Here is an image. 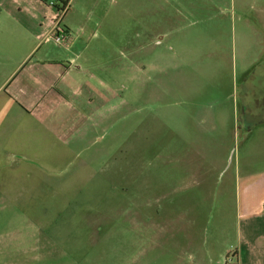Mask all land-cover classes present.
I'll return each mask as SVG.
<instances>
[{"label":"rangeland","instance_id":"obj_1","mask_svg":"<svg viewBox=\"0 0 264 264\" xmlns=\"http://www.w3.org/2000/svg\"><path fill=\"white\" fill-rule=\"evenodd\" d=\"M64 18L67 46L0 38L21 103L0 137V264H238L262 190L243 180L264 179V71L247 66L264 0H71ZM186 100L212 117L207 153H180Z\"/></svg>","mask_w":264,"mask_h":264},{"label":"crops","instance_id":"obj_2","mask_svg":"<svg viewBox=\"0 0 264 264\" xmlns=\"http://www.w3.org/2000/svg\"><path fill=\"white\" fill-rule=\"evenodd\" d=\"M43 1V0H42ZM41 0H0V38H3L5 36H23V37H31L37 39L38 36H42L45 34V36H49L53 33L55 18H56V9L57 7H52L46 2H42ZM64 2V1H63ZM68 6L70 7L71 0ZM57 5H60L57 1ZM56 5V6H57ZM55 8V9H54ZM58 11V10H57ZM65 19V18H64ZM64 19L61 23V25H64ZM71 35L70 30L67 27H64ZM72 36V35H71ZM249 40V38H248ZM250 45L257 46L258 51V59L255 60L252 63H249L248 69L251 68L252 71H256L253 69L255 66L257 67L258 63L262 67L261 70L264 71V36H254L251 40H249ZM51 44V40L47 41L46 44ZM40 44L37 45L36 48H38ZM57 46H55L56 48ZM35 48V49H36ZM57 51V50H56ZM52 67V68H51ZM43 69H52L53 66H49L48 68L43 67ZM60 70H55L54 74H59ZM14 73H11L8 77H5L2 82H0V93H4L5 98H2L0 100V137H2L5 141V137L13 138L18 133V125L21 121H19L17 114V127H15V113L14 109L16 106H18L20 103L19 100L16 99L14 95H11L10 93V81L12 77L14 76ZM52 86V84H51ZM35 97V96H34ZM26 99V98H25ZM39 100H43L42 98H39ZM39 100H34L32 97L30 100H25L26 102L33 103L36 105V102H40ZM263 100H264V87H263ZM185 109L184 111L182 109H179L176 106V109H174V122H175V130L178 132L179 129H181V137H187L188 142L186 143V147L180 148V153H188V154H204L208 152L207 145L208 143H211L212 135L210 133L212 128V117L202 110L201 112L197 110L195 103H192L191 100H186L184 102ZM6 111V112H5ZM7 114V115H5ZM222 114V113H221ZM251 114V113H250ZM245 115H247L245 113ZM246 118V116H245ZM61 119V118H60ZM246 123L248 125H251L250 122L251 118L249 115H247ZM264 121V119H263ZM253 122V121H252ZM256 124V121L255 123ZM252 124V125H254ZM201 139L200 143H196V137ZM11 142V141H9ZM217 142H220L217 141ZM185 143V141H183ZM14 146H11L12 148ZM212 152V149H209ZM185 159V158H184ZM183 159V160H184ZM186 163V161L184 162ZM191 163V161H190ZM205 165H209L208 161L205 162ZM253 177L245 176V179L243 180V183L247 186L249 185H259L260 188H262L261 191H254L252 193L251 188L246 189L247 192L245 194V205L243 204L245 211L250 212L252 216L255 217L257 220L256 223L259 224H253L250 226V224L247 225L244 232L245 235L240 236V248L238 251V264H244V261L248 262L249 264H264V260H262V257H264V253L257 254L258 256H255L253 261H250V256H254L255 252H251V242L256 243L259 240V234H263L264 232V225L261 224L260 220L263 217L264 214V179H261L259 181H254ZM6 181L5 183H14L13 181H10L8 179H4ZM2 200V197L0 198ZM19 248V246H18ZM20 254V252H19ZM3 258L1 261V264L3 263ZM29 262V259H26ZM26 261H22L17 258L12 259V264H29Z\"/></svg>","mask_w":264,"mask_h":264},{"label":"built area","instance_id":"obj_3","mask_svg":"<svg viewBox=\"0 0 264 264\" xmlns=\"http://www.w3.org/2000/svg\"><path fill=\"white\" fill-rule=\"evenodd\" d=\"M44 2L48 3L52 7H56L57 0H43ZM69 6L67 5L64 10L59 11L55 18L53 33L49 35L50 37L47 38L48 41H50L52 36H54L55 41L57 44L67 46L71 42L72 36L70 33L62 27L61 23L65 17L66 12L68 11Z\"/></svg>","mask_w":264,"mask_h":264},{"label":"trees","instance_id":"obj_4","mask_svg":"<svg viewBox=\"0 0 264 264\" xmlns=\"http://www.w3.org/2000/svg\"><path fill=\"white\" fill-rule=\"evenodd\" d=\"M57 1H59V0H57ZM69 1H70V0H68V1H64V2L62 1V4L56 6L57 9H58L59 11L64 10V8L69 4Z\"/></svg>","mask_w":264,"mask_h":264}]
</instances>
